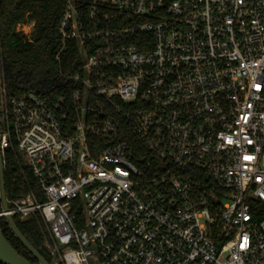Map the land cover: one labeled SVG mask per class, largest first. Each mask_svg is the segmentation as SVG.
Segmentation results:
<instances>
[{
	"label": "built area",
	"instance_id": "built-area-1",
	"mask_svg": "<svg viewBox=\"0 0 264 264\" xmlns=\"http://www.w3.org/2000/svg\"><path fill=\"white\" fill-rule=\"evenodd\" d=\"M70 100L0 91L51 264H264V0H65Z\"/></svg>",
	"mask_w": 264,
	"mask_h": 264
},
{
	"label": "trees",
	"instance_id": "trees-1",
	"mask_svg": "<svg viewBox=\"0 0 264 264\" xmlns=\"http://www.w3.org/2000/svg\"><path fill=\"white\" fill-rule=\"evenodd\" d=\"M64 5L65 0H0V91L3 76L9 94L35 91L53 101L61 95L66 97V102L70 100V94L63 88L64 81L78 70L82 57L76 44L70 43L62 60L55 59L60 45L59 25ZM30 21H35L31 37L18 29L19 24ZM3 158L6 196L12 207V200L26 195L35 186V178L16 143L4 151ZM2 208L0 186V211ZM15 222L31 244L52 262L45 246L47 232L40 215L36 213L24 220L16 216ZM0 224L12 246L33 263L39 264L5 217H1Z\"/></svg>",
	"mask_w": 264,
	"mask_h": 264
},
{
	"label": "water",
	"instance_id": "water-1",
	"mask_svg": "<svg viewBox=\"0 0 264 264\" xmlns=\"http://www.w3.org/2000/svg\"><path fill=\"white\" fill-rule=\"evenodd\" d=\"M0 143H1V132H0ZM0 186H1L2 207L4 211H8L9 204L5 190V165H4V158L1 147H0ZM6 219L9 223L10 228L15 233V235L21 240V242L27 247V249L36 257L39 264H51L21 232L17 223L15 222V218L12 215H7ZM0 263L1 264H35L25 256L21 255L12 246V244L5 237L1 224H0Z\"/></svg>",
	"mask_w": 264,
	"mask_h": 264
},
{
	"label": "rangeland",
	"instance_id": "rangeland-1",
	"mask_svg": "<svg viewBox=\"0 0 264 264\" xmlns=\"http://www.w3.org/2000/svg\"><path fill=\"white\" fill-rule=\"evenodd\" d=\"M18 29L23 31L29 37H31L33 34V31L35 29V21H30V22L25 23V24H19Z\"/></svg>",
	"mask_w": 264,
	"mask_h": 264
}]
</instances>
